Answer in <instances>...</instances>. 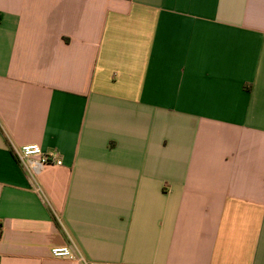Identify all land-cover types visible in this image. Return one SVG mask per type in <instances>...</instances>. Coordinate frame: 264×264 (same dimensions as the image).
I'll return each instance as SVG.
<instances>
[{
	"label": "crops",
	"instance_id": "crops-1",
	"mask_svg": "<svg viewBox=\"0 0 264 264\" xmlns=\"http://www.w3.org/2000/svg\"><path fill=\"white\" fill-rule=\"evenodd\" d=\"M67 244L264 264V0H0V264Z\"/></svg>",
	"mask_w": 264,
	"mask_h": 264
},
{
	"label": "built area",
	"instance_id": "built-area-1",
	"mask_svg": "<svg viewBox=\"0 0 264 264\" xmlns=\"http://www.w3.org/2000/svg\"><path fill=\"white\" fill-rule=\"evenodd\" d=\"M15 157L21 166L28 172L34 180L36 175L48 164H62V159L58 151H45L39 144H24L13 148ZM51 253L56 257H67L81 264H98L88 260L73 244L54 246ZM103 264H110L104 262Z\"/></svg>",
	"mask_w": 264,
	"mask_h": 264
}]
</instances>
